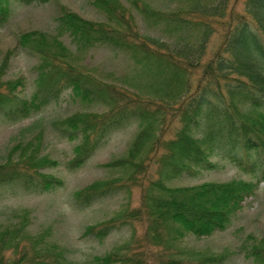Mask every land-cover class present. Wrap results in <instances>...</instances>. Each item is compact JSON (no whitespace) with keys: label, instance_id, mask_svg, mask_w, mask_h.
<instances>
[{"label":"trees","instance_id":"trees-1","mask_svg":"<svg viewBox=\"0 0 264 264\" xmlns=\"http://www.w3.org/2000/svg\"><path fill=\"white\" fill-rule=\"evenodd\" d=\"M48 1L0 0V27L8 22L12 4ZM127 1L130 9L119 0H88L104 21L63 10L57 35H19L15 50L38 61L35 87L25 98L20 95L23 78L1 81L8 53L0 61V120L19 123L66 91L99 108L52 123L61 139L75 142L70 170L83 167L116 131L135 127L124 154L104 166L110 176L72 194V208L84 211L140 191L138 208H121L110 220L84 228L83 238L100 242L136 222L144 226L140 237L132 231L128 241L94 257L93 264H226L231 251L205 253L181 244L187 236L226 231L264 183V0H246L245 14L229 12V0H165L164 10ZM132 10L145 33H139ZM218 32L222 43L205 61ZM65 35L78 53L107 47L124 55L132 71L119 80L120 87L99 82L80 70L60 39ZM220 162L250 180L178 185L224 170ZM56 166L42 153L39 136L17 144L0 163V196L55 192L64 183L46 170ZM15 219L0 225V264H72L68 251L50 241L47 231H28L27 213ZM239 252L252 264H264V234L247 237Z\"/></svg>","mask_w":264,"mask_h":264},{"label":"rangeland","instance_id":"rangeland-1","mask_svg":"<svg viewBox=\"0 0 264 264\" xmlns=\"http://www.w3.org/2000/svg\"><path fill=\"white\" fill-rule=\"evenodd\" d=\"M140 1L162 10L169 5L165 0ZM245 1L229 0V12L245 14ZM119 2L126 8H131L127 0H119ZM11 9L8 22L0 27V61L6 58L9 53L7 68L1 81L7 82V80L23 78L26 86L20 95L25 98H29L34 90L38 61L19 49L15 50L19 35L37 31L51 36L57 35V17L63 10L72 11L89 21H104V16L99 15L91 5H88V0H50L46 4L25 6L12 4ZM132 13L135 14L133 10ZM135 16L139 33H145V26L141 23L140 17L136 14ZM60 39L68 49H71L73 55L75 54L80 70L101 83H115L120 87L119 80L124 79V76L133 69V65L127 57L113 52L107 47L91 48L89 51L78 53L70 38L65 35ZM221 39L222 35L219 32L210 39L205 61H208L219 49L222 43ZM75 59L73 64H75ZM195 83L196 80H192L193 86ZM83 111L100 112L101 110L82 104L72 97L71 92L66 91L58 102L41 108L30 118L19 123L13 124L0 120V163L6 160L11 148L39 136L42 153L58 163V166L48 169L46 172L60 178L64 183L63 187L55 192L45 194L19 193L10 196L7 192H2L0 196V225L10 224L17 220L15 217L27 213L28 221H30L28 231L33 235L47 231L50 241L59 244L68 251L72 264H93L94 257H101L128 241L132 231L135 237H140L144 229L143 224L136 222L121 231L110 234L100 242L90 237H82L85 227L110 220L121 208L127 207L130 210L140 206V191L133 189L128 199L125 195L119 194L117 197L99 201L84 211H76L72 208V194L90 183L108 178L110 172L104 166L107 162L124 154L136 133L135 127L116 131L109 137L106 145L96 151L95 155L83 167L70 170L68 165L74 157L72 152L75 142L71 143L61 139L52 128V123ZM227 163L220 162L224 170L204 172L201 177L182 181L178 185L193 186L204 182L225 183L250 180L248 176H243ZM232 222L224 232H217L206 238L187 236L181 245L194 251L213 254L231 251L234 255L229 257L226 264H252L251 261L244 258L243 254L238 253V250L247 237L254 236L259 239L264 234V183L260 184L254 197L246 199ZM151 256L155 258V254L153 256L152 253Z\"/></svg>","mask_w":264,"mask_h":264}]
</instances>
